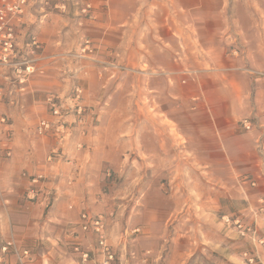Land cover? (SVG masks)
<instances>
[{"label":"crops","instance_id":"0c3cea01","mask_svg":"<svg viewBox=\"0 0 264 264\" xmlns=\"http://www.w3.org/2000/svg\"><path fill=\"white\" fill-rule=\"evenodd\" d=\"M94 1L101 6L99 21L92 24L90 29H83L82 33L84 37L96 39L99 50L90 64L81 61L88 71L83 68L77 74L84 86L81 98L82 106L87 110V116L83 117L85 122L80 124L76 121L69 128L70 136L63 139H52L48 135L34 141L31 135L20 133L16 128L28 113L37 109L42 114L35 125L42 119L51 122L52 118L44 115L47 99L63 98L70 90V87L62 84L60 88L56 85H59V79L66 71L72 73L73 69L67 58L53 56L51 49L49 52V49H44L42 55H36L34 59V65L42 70V74L32 75L24 88L14 89L11 96L5 99L7 110L13 118L14 127L11 126L10 130L14 129L15 133L8 147L4 144L0 146V163L7 161V167L18 164L24 169H0V172L15 176L21 173L18 182L24 186H28V182L22 177L23 174H44L45 181L38 202L19 203L12 214H8L7 221H13L14 225L0 245L14 239L19 248L30 251L31 259L27 264H67L68 259L75 264L74 258L76 260L78 256L69 249L71 232L76 229L80 233L78 224L82 212L101 211L96 204L99 197L95 194L104 186V172L108 173L105 162L113 149L111 140H106L101 130L100 120L112 108L104 97L109 95L110 98L118 88L116 82H113L115 87L111 84V78L122 72L127 76V72L134 73L135 70H139L136 72L143 80L142 90L145 84H149V79L172 78L174 87H179L178 78L182 74L189 73L194 78L198 73H203L207 80L201 92L213 97L209 100L206 96L204 119L199 116L206 122L204 131L200 130L203 138L199 139L205 143L207 157L224 159V177L216 184L221 188V195H224L227 204L233 208H224V215L244 214L245 209L239 208L246 204L250 206L246 216H256L264 226V212H259L264 206V0L251 3L245 0ZM65 25L60 26L65 34L61 35L64 41L69 36L73 37L72 28H65ZM47 41L51 42V38ZM120 45L125 48L124 55L120 53L118 59L117 52L109 50L110 58L107 61L101 47L116 49ZM195 45L204 54H195ZM146 89L147 92L157 93V109L164 116L165 111L159 103L160 94L164 91L159 84L156 89H152V85H147ZM175 92L174 89L173 98L178 99L179 90L177 95ZM197 114L198 111L189 115L196 117ZM250 116L256 119L257 126L252 132H245L236 123ZM151 121L157 126L156 140L149 141L152 145L150 150L145 147L148 143L142 140V156L155 157L157 161L170 155L174 159L180 158V140L175 136L170 141L166 140L164 119L158 116ZM171 122L178 128L175 119ZM176 131L182 132L180 129ZM77 145L81 149L77 150ZM54 149L59 153V160L55 157L52 163H48L47 155ZM3 153L6 157L12 154V158L1 160ZM112 154L120 153L113 149ZM170 170L176 175L179 169H157L164 179ZM206 170L200 172L212 175V169ZM154 182L158 184V181ZM154 182L151 180V184ZM163 186L161 184L160 187ZM52 193L54 201L45 210L41 202L48 195L53 197ZM159 220H162L165 232L170 217ZM177 228V224L172 227ZM90 240L82 242V247L88 248ZM127 252L129 256L137 253L129 248ZM152 252L154 256L158 254V250ZM175 253L176 258H181L182 252L174 249L171 259L175 260L172 258ZM2 261L13 264L14 258L0 254V264ZM128 261L124 263L130 264Z\"/></svg>","mask_w":264,"mask_h":264},{"label":"rangeland","instance_id":"374dc122","mask_svg":"<svg viewBox=\"0 0 264 264\" xmlns=\"http://www.w3.org/2000/svg\"><path fill=\"white\" fill-rule=\"evenodd\" d=\"M245 1L257 2V0ZM87 4L92 6V11L84 15L81 10ZM100 7L94 0H28L21 22L14 24L17 52L14 62L32 61L35 68L34 74L40 75L42 70L34 65L36 63L34 59L36 55H42L44 49H49L48 52L51 49L53 56L67 58L70 68L73 69L72 73L66 71L59 79V85H56L57 88H60V84L70 87V90H67L68 94L63 98H51L56 104L62 106L59 115L60 119L66 122V129L76 124L77 105L84 109L81 118L85 122L83 117L87 110L82 106L81 98L84 86L79 77L77 78V74H79L78 70L83 68L88 71V67H83L81 61H87L90 64L96 56L95 52L99 49L96 39L91 36L84 37L82 30L90 29L92 24L99 21ZM63 23L66 24L65 28H72L74 38L69 36L66 41L62 39L61 35L64 32L60 30V26ZM48 38H51L49 43ZM32 41L37 42V49L32 46ZM85 41L90 42L92 53L82 52ZM101 48L107 61L110 58L109 50L116 51L118 59H120L119 54L124 55L125 51L122 45L116 49L110 46ZM193 52L204 54L198 45L193 47ZM76 64L77 68H75ZM204 69L208 70V68ZM136 71L139 70H135L134 73L127 72V76L122 72L118 74L119 76L110 79L111 84L116 82L118 88L114 90L116 92H113L110 98L109 95L104 97V101L107 100L112 108L108 113H104L100 120L102 134L106 140H111V148L120 154H112L113 149L109 151L105 171H108L110 176L104 172L106 175L104 186L95 194L99 197L96 204L98 203L101 211H94L90 214L101 215L105 218L107 241L115 254L113 264H125L124 261L128 259L130 264H245L244 253L254 257L255 261L264 263V248L259 244V241L264 240L263 224L256 216L252 218L246 216L250 207L246 204L239 208V210L245 209L243 211L245 215H224V208L233 209L227 204L224 195H221V188L216 184L224 177V159L207 157L205 143L199 139L203 138L200 130L204 131L206 125V122L199 116L201 115L204 119L206 96L209 100L213 97L211 94L201 92L205 86L204 81L207 79L204 78L203 73H198V76L194 78L186 73L178 78L179 87H174L172 78H153L149 79V84H145V89L142 90L143 80ZM31 76L19 81L11 70L0 74V119L5 118V123H0V137L1 143L7 147L8 142L11 143L15 130H10L14 127L13 118L12 113L7 110L8 105L5 99L11 96L14 89L24 88V85H27L29 80L31 81ZM158 84L164 91L159 98V103L165 111L164 116L162 111L157 109V93L147 92L146 89L147 85H152V89H156ZM76 89L81 91L78 100H75ZM174 89L176 92L179 90L178 99L173 98ZM176 92L175 95H177ZM46 105L44 115H47V118L49 116V119L52 118L51 122L56 123L59 120L58 117L53 115L48 103ZM195 107L197 108L192 110ZM196 111L199 114L196 117H190L189 114ZM41 114L40 109L31 114L28 113L23 123L17 125V130L20 133L31 135L34 141L48 135L52 139L59 138L56 135L54 124L53 132L51 129V133L48 132L43 137L35 134V124ZM158 116L165 121L166 140L170 141V138L174 136L180 140L182 152L178 159L170 155L157 161L155 157L146 158L141 154L142 140L148 143L145 147L149 150L152 148L149 141L155 142L156 140L157 126L151 120H156ZM247 118L255 119L251 116ZM173 119L177 121L178 128H175L171 122ZM240 121L236 125L240 126ZM176 129L182 132L178 133ZM183 134L187 137L185 138ZM19 144L22 147L21 140ZM10 158L12 154L6 157L3 153L1 156V160ZM6 162L0 163V169H24L18 164L7 167ZM157 169L179 170L176 175H173L170 170L164 179ZM206 169H212V175L200 172L207 171ZM20 177L21 173L15 176L0 172V242L14 225L13 221H7L8 214H12V210L19 203H29L26 200L28 186L18 182ZM151 180L158 181V184L155 182L151 184ZM161 184H164L162 188ZM51 195L53 197H50L49 206L45 208L42 205L45 210H48L52 200L54 201V194ZM41 203L43 204V201ZM259 212H264V206ZM208 213L211 215L208 216ZM165 216L170 217V222L167 224L168 229L164 232L162 220L158 221V218ZM236 220H240L243 227H250L257 231L255 242L248 235L239 236L234 224ZM172 221L178 225L177 230L172 229L174 226V224L171 225ZM70 241V252L75 254L72 250L73 242ZM96 248L94 244L92 247L95 253L94 260L97 258ZM128 248L139 255L130 253L129 256ZM174 249L182 252L181 258H176L177 253H175L172 257L175 260L171 259ZM153 250L155 252L158 250V254L154 256ZM144 251L148 252L144 253ZM65 257L68 258L67 255ZM74 262L79 264L78 258L76 260L74 258ZM67 264H71L69 259Z\"/></svg>","mask_w":264,"mask_h":264},{"label":"built area","instance_id":"2783aa9c","mask_svg":"<svg viewBox=\"0 0 264 264\" xmlns=\"http://www.w3.org/2000/svg\"><path fill=\"white\" fill-rule=\"evenodd\" d=\"M28 0H0V74L6 70H11L14 72L15 77L20 79H27L29 76L33 75L35 68L32 65V61H21L14 62L16 59V39H15V23H20L24 15L25 8ZM92 11V6L90 4L85 5L82 8L81 13L88 15ZM91 18V16H89ZM32 46L36 49L38 48L37 42L32 41ZM82 52L92 53V49L89 41H85V46L82 49ZM81 91L76 89L75 100H78L80 97ZM47 103L50 107L51 112L54 116L58 117L56 123L50 122L49 120L42 119L38 121L35 127V134L38 137L45 136L55 125L56 135L61 137H69V129L65 128V122L62 121L61 116L59 115V110L62 106L56 104L51 98L47 99ZM84 109L81 106H76V115L78 117L77 122L82 124L84 121L81 118L83 115ZM0 123H5V118L0 119ZM240 126L245 132H252L255 130L257 124L256 119L244 118L240 121ZM1 137H0V146H1ZM77 150L81 149L80 145H77ZM262 150V149H261ZM59 153L57 149L52 150L47 156L46 161L52 163L55 157H58ZM25 180L28 182V188L26 192V200L29 203H36L39 200V194L41 193L42 184L45 181L44 174H34V175H22ZM107 176H110L107 173ZM43 205L45 208L49 206L50 195L46 196L43 200ZM70 209L72 207H69ZM228 222V220L226 221ZM237 227L239 236L245 237L250 236L253 242L256 241L255 229L250 227H243L240 220L234 222ZM78 228L80 233L78 234L76 229H73L71 232L72 239V250L78 256L79 264H113L115 261L114 251L111 249L107 241L106 234V222L105 218L101 215H91L89 212H82L79 215V224ZM91 239L94 240L92 243ZM90 240L91 244L88 248L82 247V242ZM96 245L97 258L94 260V250L92 249L93 245ZM259 244L264 248V240L259 241ZM0 254L4 257L6 255H11L14 258L13 264H27L31 259V253L28 249H21L17 246L14 239H10L4 243L0 248ZM245 264H264L260 261H255L254 257L248 255L247 253L243 254ZM1 264H11L9 262L2 261Z\"/></svg>","mask_w":264,"mask_h":264}]
</instances>
